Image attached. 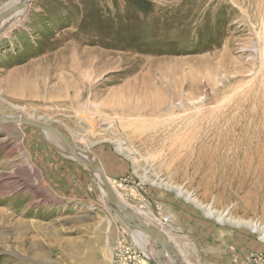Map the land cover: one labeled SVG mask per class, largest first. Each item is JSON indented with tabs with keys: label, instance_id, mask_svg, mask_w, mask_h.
I'll use <instances>...</instances> for the list:
<instances>
[{
	"label": "rangeland",
	"instance_id": "obj_1",
	"mask_svg": "<svg viewBox=\"0 0 264 264\" xmlns=\"http://www.w3.org/2000/svg\"><path fill=\"white\" fill-rule=\"evenodd\" d=\"M19 17L0 30L3 116L62 132L144 221L173 220L191 263L264 264L236 224L264 227V0H31ZM94 175L0 121V264H112L126 247L158 264Z\"/></svg>",
	"mask_w": 264,
	"mask_h": 264
},
{
	"label": "water",
	"instance_id": "obj_2",
	"mask_svg": "<svg viewBox=\"0 0 264 264\" xmlns=\"http://www.w3.org/2000/svg\"><path fill=\"white\" fill-rule=\"evenodd\" d=\"M30 2L31 0H21L7 7L6 9L2 10L0 12V22L5 20L6 18H9L15 11L23 7H26ZM0 121L13 123V124L19 123V124H26V125L34 126L36 128L43 129L44 131H47L55 135L57 139H59V141L62 143L63 147H65V149L72 154L75 160H77L82 165L90 169L92 172L100 173L103 183L109 194V200L107 204L114 205L115 207H117L119 211L124 212L127 215V217L130 218V222H128V226L130 227L133 226L137 228L138 230H140L141 232H143L144 234L156 240V242L158 243L160 247L158 250L157 263L165 264V260L163 259L164 251L167 252V254L170 256L173 262L178 261L177 257L174 255V252L169 248L168 240L164 232L160 230L159 228L150 226L142 222L139 219V217L135 215L132 211H130L128 207L119 199V196L117 195L113 187V184L111 183L109 177L106 175L105 170L99 161L92 162V161L85 159L80 154H78L77 148L75 147V145H73V143L62 132H60L58 129H56L55 127L49 124L42 123V122L29 119V118H14L13 117V118L7 119L3 116L1 111H0ZM117 209H115V211L116 213H119ZM125 226H127V224Z\"/></svg>",
	"mask_w": 264,
	"mask_h": 264
},
{
	"label": "bare ground",
	"instance_id": "obj_3",
	"mask_svg": "<svg viewBox=\"0 0 264 264\" xmlns=\"http://www.w3.org/2000/svg\"><path fill=\"white\" fill-rule=\"evenodd\" d=\"M19 1H21V0H12V4L11 5H13V4H15L16 2H19ZM10 5V6H11ZM29 5V4H28ZM24 9H25V7H23V8H21V9H19V10H17V11H15L9 18H6L5 20H3V21H1L0 22V30L4 27V26H6V24H8V23H11V22H14L15 20L16 21H19V20H21L20 19V14H21V12H23L24 11ZM22 10V11H21ZM15 13H16V15H15ZM12 19H13V21H12ZM4 117L5 118H7V119H9V118H11V117H7V116H5L4 115ZM4 122V121H3ZM5 123H8V122H5ZM9 124H13V123H9ZM238 128V127H237ZM46 133H49V132H47V131H45ZM49 134H51V133H49ZM53 135V134H52ZM55 136V135H54ZM56 137V136H55ZM57 138V137H56ZM8 148V147H7ZM5 149H6V147H5ZM66 152L69 154V156H71V157H73L72 156V154L69 152V151H67L66 150ZM77 153L78 154H80L81 156H83L85 159H87V160H89V161H92V162H94L95 160H93V157H91V155H89L87 152H81L80 150H78L77 149ZM74 158V157H73ZM77 161V160H76ZM94 176L97 178V180L99 181V184H100V186L102 187V190L104 191V194H105V196H106V198H107V200H109V194H108V191L106 190V187H105V185H104V183H103V180H102V178H101V175H100V173L99 172H94ZM110 179V178H109ZM110 181H111V179H110ZM112 183V182H111ZM113 187H114V185H113ZM115 189V188H114ZM102 191V192H103ZM116 191V190H115ZM117 193V192H116ZM179 193H183L182 191H180ZM184 194V193H183ZM118 195V194H117ZM119 196V195H118ZM188 197V196H187ZM119 199L128 207V209L130 210V211H132L135 215H137L138 217H139V219L142 221V222H144L145 224H147V222L146 221H144L143 219H141V217H140V214H139V212L137 211V210H134L130 205H128L127 203H125L120 197H119ZM108 202V201H107ZM109 205V204H108ZM110 207H112V209L113 210H115V209H117V207H115L114 205H112V204H110L109 205ZM118 210V209H117ZM137 211V212H136ZM118 212L119 213H117V217H118V219H119V222L121 223V225L127 230V231H130L131 233H136V232H141L140 230H138L137 228H135V227H130V226H128V222H130V218L129 217H127V215L124 213V212H121V211H119L118 210ZM228 212V211H227ZM208 216H211V217H213L214 215H215V211L213 210V208H211V207H207V213H206ZM226 217V214H223V213H221V214H219L218 215V217H217V219H218V221H220V222H223ZM228 217V216H227ZM229 218V217H228ZM232 219V218H231ZM230 220V219H229ZM237 220V219H236ZM231 221V220H230ZM234 222V221H233ZM160 223V222H159ZM169 223V218H164V220L159 224L160 226H162V227H164V226H166L167 224ZM127 224V226H125ZM236 224H238V225H246L247 227H249L253 232H259L260 233V235H261V239L264 241V227H260L258 224H256V223H253V222H251V221H248V222H246V221H236ZM149 225V224H148ZM151 226V225H150ZM153 227H155V226H153ZM156 228H158L157 226H156ZM161 230V229H160ZM146 235V234H145ZM146 237H148V238H150V239H152V240H154L153 238H151V237H149L148 235H146ZM168 239V238H167ZM155 242H156V240H154ZM156 244L158 245V243L156 242ZM168 244H169V240H168ZM158 247H159V245H158ZM160 248V247H159ZM177 250H178V248H177ZM168 256V258H170V256L167 254V252L166 251H164V253H163V259H164V256ZM174 255L177 257V259H178V261H174V264H176L177 262H178V264L180 263V256H179V254H177L176 252H174ZM157 257H158V253H157ZM183 258V257H182ZM171 259V258H170ZM184 260V259H183ZM185 261V260H184ZM166 264V263H165ZM181 264H183L182 262H181Z\"/></svg>",
	"mask_w": 264,
	"mask_h": 264
},
{
	"label": "crops",
	"instance_id": "obj_4",
	"mask_svg": "<svg viewBox=\"0 0 264 264\" xmlns=\"http://www.w3.org/2000/svg\"><path fill=\"white\" fill-rule=\"evenodd\" d=\"M105 170V169H104ZM105 173H106V175H107V172L105 171ZM108 176V175H107ZM109 177V176H108ZM110 178V177H109ZM111 179V178H110ZM137 212V211H136ZM145 214H146V219H147V217H150V219H151V221L153 222L152 224L153 225H151V226H155L156 227V224L158 223V222H162L163 220H164V218L162 219V220H159L160 218H157L156 216H154V215H152V213H149V212H145ZM141 219H142V217H141ZM158 221V222H157ZM147 224H149V223H147ZM173 224V220H170L169 219V223H168V226H166V227H164V228H162L161 226H157L159 229H161L163 232H164V234L166 235V237L167 238H169V239H167V240H169V242L171 243V250L173 251V252H176L177 254H179V256H180V263L179 264H181V262L183 263V264H193V263H191L190 262V260H189V257H187V254H186V251H184L177 243H176V237L174 236V235H172L171 234V229L173 228V227H171V225ZM150 225V224H149ZM158 225V224H157ZM145 241V248H142V249H140V250H142V252L143 253H146V250L147 249H149V251L151 252V254H152V256L153 255H156L157 253V249H158V246H157V244H156V242L154 241V240H152V239H150V238H145L144 240H143V242ZM134 243H135V241H134ZM154 243H155V245H156V249L153 251V248H152V244L154 245ZM136 244V243H135ZM177 248H178V250H177ZM156 253V254H155ZM183 257V258H182ZM152 259V258H151ZM185 261H184V260ZM164 260L167 262V264H172V262L169 260V258L167 257V256H164ZM176 264H178V262L176 263Z\"/></svg>",
	"mask_w": 264,
	"mask_h": 264
},
{
	"label": "built area",
	"instance_id": "obj_5",
	"mask_svg": "<svg viewBox=\"0 0 264 264\" xmlns=\"http://www.w3.org/2000/svg\"><path fill=\"white\" fill-rule=\"evenodd\" d=\"M128 250H129V248L126 247V251H122L120 254H117L116 255V261L113 262L112 264H130V261H132V259H136L138 261V259H139L138 256H132V255H130V253L127 252ZM137 255H138V253H137ZM119 256H121V257L118 258ZM143 256L145 258L149 259L148 257L145 256V254H143ZM119 259H120V261H119Z\"/></svg>",
	"mask_w": 264,
	"mask_h": 264
}]
</instances>
